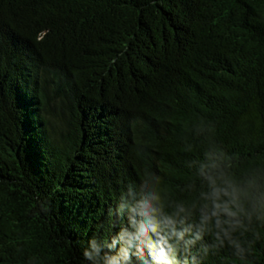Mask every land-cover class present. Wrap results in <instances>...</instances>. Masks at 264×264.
Wrapping results in <instances>:
<instances>
[{
	"label": "trees",
	"instance_id": "16d2710c",
	"mask_svg": "<svg viewBox=\"0 0 264 264\" xmlns=\"http://www.w3.org/2000/svg\"><path fill=\"white\" fill-rule=\"evenodd\" d=\"M0 264H264V0H0Z\"/></svg>",
	"mask_w": 264,
	"mask_h": 264
}]
</instances>
